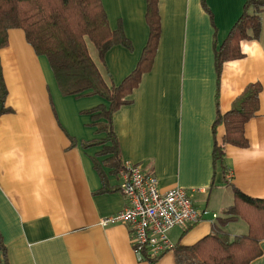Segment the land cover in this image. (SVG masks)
I'll list each match as a JSON object with an SVG mask.
<instances>
[{
    "label": "crops",
    "instance_id": "1",
    "mask_svg": "<svg viewBox=\"0 0 264 264\" xmlns=\"http://www.w3.org/2000/svg\"><path fill=\"white\" fill-rule=\"evenodd\" d=\"M101 3L109 28L121 29L131 50L113 46L105 66L97 54L90 57L103 78L118 85L133 71L147 42L146 2ZM244 3L158 0L160 38L152 68L129 104L112 116L121 162L139 164L157 179L162 193L176 187L200 190L192 201L208 215L189 229L173 228L168 238L175 246H192L213 232L234 203L232 187L264 199V12L258 39L241 41L243 57L225 62L219 78L214 61ZM0 69L10 110L0 115V264H138L127 226H99L102 218L126 206L119 173L102 165L99 147L81 146L103 137L84 112L104 100L61 95L48 62L19 29L7 32ZM253 83L261 91L259 110L244 126L248 146H225L223 160L215 164L217 111L227 113ZM223 134V126L217 127L218 140ZM247 230L243 220L223 228L229 238ZM260 247L261 257L251 264H264V241ZM155 264H175L174 252Z\"/></svg>",
    "mask_w": 264,
    "mask_h": 264
},
{
    "label": "trees",
    "instance_id": "2",
    "mask_svg": "<svg viewBox=\"0 0 264 264\" xmlns=\"http://www.w3.org/2000/svg\"><path fill=\"white\" fill-rule=\"evenodd\" d=\"M145 2L147 42L133 71L115 85L110 77L103 78L90 57L87 41L94 47L103 66L105 56L113 46L131 50V44L121 29L111 31L101 0H0V49L7 44L8 30L23 31L34 53L48 62L61 95L76 98L97 96L106 103L84 112L91 116L96 135L103 137L82 142L81 146L83 149L99 147L97 157L104 158L102 165L114 174L121 169V157L112 116L121 106L129 104L128 98L138 87L141 77L151 70L160 38L158 0ZM263 12L264 0H245L241 15L215 50L218 78L225 62L243 57L241 41L258 39ZM260 91V84H249L227 113L221 115L217 111L212 149L215 164L223 160L225 146H248L244 126L259 110ZM6 97L0 69V115L10 111L5 107ZM219 126H223L224 134L218 140L216 128ZM95 167L101 172L100 164L95 163ZM232 191L234 203L223 211L224 216L218 219L211 234L192 246H175V264H251L261 257L264 199L249 197L235 187ZM238 220L247 224V233L229 238L223 228ZM0 252L4 258L1 245ZM157 260L149 264H155Z\"/></svg>",
    "mask_w": 264,
    "mask_h": 264
},
{
    "label": "built area",
    "instance_id": "3",
    "mask_svg": "<svg viewBox=\"0 0 264 264\" xmlns=\"http://www.w3.org/2000/svg\"><path fill=\"white\" fill-rule=\"evenodd\" d=\"M119 176V189L126 206L116 214L102 218L99 226H127L138 264H149L173 251L175 245L169 240L168 233L176 227L187 229L208 215L206 210H198L192 201V194L200 190L176 187L162 193L154 176L146 174L139 164L130 162H121ZM217 217L212 214V219Z\"/></svg>",
    "mask_w": 264,
    "mask_h": 264
},
{
    "label": "rangeland",
    "instance_id": "4",
    "mask_svg": "<svg viewBox=\"0 0 264 264\" xmlns=\"http://www.w3.org/2000/svg\"><path fill=\"white\" fill-rule=\"evenodd\" d=\"M87 45H88V48H89L90 55H92V56L95 55L96 52H95L94 47L92 46V44L87 41Z\"/></svg>",
    "mask_w": 264,
    "mask_h": 264
}]
</instances>
